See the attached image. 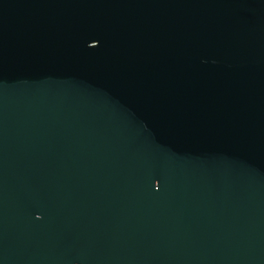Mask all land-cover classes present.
Returning <instances> with one entry per match:
<instances>
[{
	"label": "water",
	"instance_id": "water-1",
	"mask_svg": "<svg viewBox=\"0 0 264 264\" xmlns=\"http://www.w3.org/2000/svg\"><path fill=\"white\" fill-rule=\"evenodd\" d=\"M0 264H264V0H0Z\"/></svg>",
	"mask_w": 264,
	"mask_h": 264
}]
</instances>
